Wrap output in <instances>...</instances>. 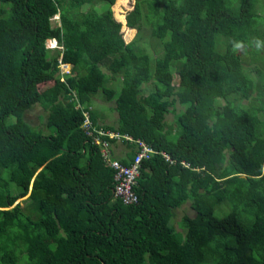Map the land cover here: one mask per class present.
Here are the masks:
<instances>
[{
	"label": "trees",
	"instance_id": "1",
	"mask_svg": "<svg viewBox=\"0 0 264 264\" xmlns=\"http://www.w3.org/2000/svg\"><path fill=\"white\" fill-rule=\"evenodd\" d=\"M115 1L0 0V264H264V0H134L128 42ZM97 83L157 151L135 204L81 128Z\"/></svg>",
	"mask_w": 264,
	"mask_h": 264
},
{
	"label": "built area",
	"instance_id": "2",
	"mask_svg": "<svg viewBox=\"0 0 264 264\" xmlns=\"http://www.w3.org/2000/svg\"><path fill=\"white\" fill-rule=\"evenodd\" d=\"M58 67L60 69V79L64 80V77L71 72V66L60 60ZM81 128L84 133L91 138V142L99 147L104 161L114 171V197L121 200L123 204L129 205L137 203L138 194L135 191V187L137 186L141 163L151 154L157 153V151L151 145L140 139H134L129 135H121L115 131L96 127V125H94L91 121L88 111L84 112ZM111 139L126 140L133 145L136 154L134 159L129 164L122 163L120 160L112 156L110 150ZM162 154L166 157V159H169L166 153L163 152Z\"/></svg>",
	"mask_w": 264,
	"mask_h": 264
},
{
	"label": "rangeland",
	"instance_id": "3",
	"mask_svg": "<svg viewBox=\"0 0 264 264\" xmlns=\"http://www.w3.org/2000/svg\"><path fill=\"white\" fill-rule=\"evenodd\" d=\"M116 2L117 0L115 1V4L112 6L113 15H114V18L121 23V31L123 33L124 40L128 42L135 36V33H136L135 29L129 28L127 26L126 20H125L126 14L133 8L134 0H127V2L118 3V5H116ZM88 7H90L88 4H84L81 10L85 11ZM57 18H58L57 16L53 17L54 19L53 24H56ZM49 46L54 47L55 42L52 41V44H50ZM103 69L106 71L105 67H103ZM176 80H177V76H175V83H176ZM96 89H97V92L91 96L89 107L95 113L97 117V122L101 120V121H104V123H107V125H112V123L117 122V118H116L117 113L113 110V107L115 105L114 100L117 94L112 100L108 101L104 98V95L101 92V84L97 83ZM144 89H145V92H150L153 89V86L149 84V85H146ZM221 105H222L221 102L216 103V106L219 108ZM170 110L171 112L168 113L166 116V121L168 124L173 123L174 115L184 110V106L175 103L174 108H170ZM25 119L29 121L36 128H39L40 130H42L44 133L49 132L48 128L50 126H49V121L47 118V113L44 110L42 105L35 104L30 110L26 111ZM175 135L177 136L178 133L176 132ZM11 188H12L13 193H17L19 191V188H17L15 184H11ZM28 195H29V192L25 197L20 198L18 200V202H21L22 206L27 207L29 205L30 199L28 198ZM183 208L184 207H181L179 211H177V216L174 218L175 222L173 223L175 225V228L179 231H182V229L179 227L180 221L177 224V221L179 220L180 216L183 213L190 214V215L194 214V212L191 209H189L187 205H186V208H184V211L182 210Z\"/></svg>",
	"mask_w": 264,
	"mask_h": 264
},
{
	"label": "crops",
	"instance_id": "4",
	"mask_svg": "<svg viewBox=\"0 0 264 264\" xmlns=\"http://www.w3.org/2000/svg\"><path fill=\"white\" fill-rule=\"evenodd\" d=\"M116 118L118 120V115ZM97 123L100 126V128H102V125H107V123H104V121H101V120H99ZM115 124L116 122L112 123V125H115ZM110 144H111L110 150H111L112 156L120 161H122L123 159L128 160L132 154L131 151L134 150L132 145L127 144L126 142L121 141V140L113 139L110 141ZM181 207L185 208V204L182 205ZM181 207L177 208V211H179ZM184 208L182 209L183 211H184Z\"/></svg>",
	"mask_w": 264,
	"mask_h": 264
},
{
	"label": "clouds",
	"instance_id": "5",
	"mask_svg": "<svg viewBox=\"0 0 264 264\" xmlns=\"http://www.w3.org/2000/svg\"><path fill=\"white\" fill-rule=\"evenodd\" d=\"M58 17V16H57ZM50 41L49 42H47V46H49L50 44H52V41H54L55 42V46L54 47H56L57 46V42H56V40L55 39H49ZM49 47H51V46H49ZM59 63V62H58ZM68 64V63H67ZM70 65V64H69ZM113 140V139H112ZM116 140V139H115ZM111 141V140H110ZM121 141H126V140H121ZM129 143V142H128ZM130 144V143H129ZM130 145H132V144H130ZM133 146V145H132ZM134 149V148H133ZM18 202V201H17ZM16 202V203H17Z\"/></svg>",
	"mask_w": 264,
	"mask_h": 264
},
{
	"label": "water",
	"instance_id": "6",
	"mask_svg": "<svg viewBox=\"0 0 264 264\" xmlns=\"http://www.w3.org/2000/svg\"><path fill=\"white\" fill-rule=\"evenodd\" d=\"M50 40L49 39H47V42H49ZM243 177H245V175H242Z\"/></svg>",
	"mask_w": 264,
	"mask_h": 264
}]
</instances>
